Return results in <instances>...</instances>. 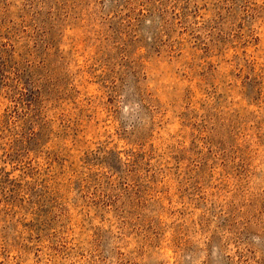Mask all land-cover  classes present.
Returning <instances> with one entry per match:
<instances>
[{"label":"rangeland","instance_id":"rangeland-1","mask_svg":"<svg viewBox=\"0 0 264 264\" xmlns=\"http://www.w3.org/2000/svg\"><path fill=\"white\" fill-rule=\"evenodd\" d=\"M0 264H264V0H0Z\"/></svg>","mask_w":264,"mask_h":264}]
</instances>
